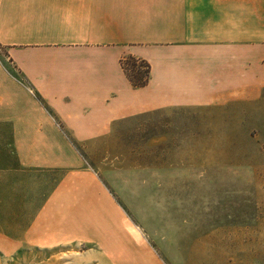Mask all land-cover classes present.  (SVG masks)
<instances>
[{"label": "crops", "instance_id": "1", "mask_svg": "<svg viewBox=\"0 0 264 264\" xmlns=\"http://www.w3.org/2000/svg\"><path fill=\"white\" fill-rule=\"evenodd\" d=\"M130 56L151 66L145 87L122 69ZM166 110L223 114L264 143V0H0V250L35 242L47 217L52 239L111 232L102 221L114 201L77 146L106 149L121 126ZM224 132L192 124L174 147L199 166V138L210 152ZM54 175L34 206V186Z\"/></svg>", "mask_w": 264, "mask_h": 264}, {"label": "rangeland", "instance_id": "2", "mask_svg": "<svg viewBox=\"0 0 264 264\" xmlns=\"http://www.w3.org/2000/svg\"><path fill=\"white\" fill-rule=\"evenodd\" d=\"M186 113L137 116L121 126L120 136L106 138L103 150L87 153L77 146L88 172L98 175L114 201L102 221L111 232L94 241L88 225L87 239H52L47 232L54 219L47 217L48 226L37 227L35 242L0 250V264H264V143L243 136L240 120L212 113L190 121ZM192 124L230 133L215 135L210 152L201 149L206 137L199 138L197 160L201 165L209 157L207 168L188 162L195 157L190 147L188 152L174 147L191 139L175 132ZM223 162H229L231 172L226 184ZM58 177L36 179L34 206L50 190L46 180ZM80 226L70 230L78 235ZM46 239L54 246H41Z\"/></svg>", "mask_w": 264, "mask_h": 264}, {"label": "trees", "instance_id": "3", "mask_svg": "<svg viewBox=\"0 0 264 264\" xmlns=\"http://www.w3.org/2000/svg\"><path fill=\"white\" fill-rule=\"evenodd\" d=\"M120 64L132 86L142 88L148 84L151 66L146 60L130 56L123 58Z\"/></svg>", "mask_w": 264, "mask_h": 264}]
</instances>
